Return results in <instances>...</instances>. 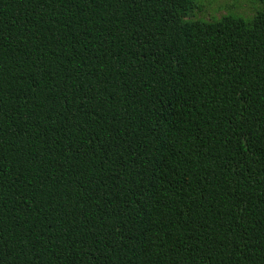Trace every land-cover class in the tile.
<instances>
[{
    "label": "trees",
    "instance_id": "trees-1",
    "mask_svg": "<svg viewBox=\"0 0 264 264\" xmlns=\"http://www.w3.org/2000/svg\"><path fill=\"white\" fill-rule=\"evenodd\" d=\"M194 9L0 0V264H264V8Z\"/></svg>",
    "mask_w": 264,
    "mask_h": 264
},
{
    "label": "rangeland",
    "instance_id": "rangeland-1",
    "mask_svg": "<svg viewBox=\"0 0 264 264\" xmlns=\"http://www.w3.org/2000/svg\"><path fill=\"white\" fill-rule=\"evenodd\" d=\"M196 9L191 19L211 20L221 15H233L251 18L257 11L264 8L258 0H194Z\"/></svg>",
    "mask_w": 264,
    "mask_h": 264
}]
</instances>
